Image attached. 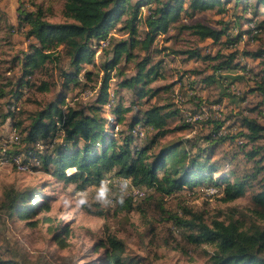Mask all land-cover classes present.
I'll return each mask as SVG.
<instances>
[{
	"label": "rangeland",
	"instance_id": "1",
	"mask_svg": "<svg viewBox=\"0 0 264 264\" xmlns=\"http://www.w3.org/2000/svg\"><path fill=\"white\" fill-rule=\"evenodd\" d=\"M223 1L225 13H219V9L215 8L198 13L195 19L187 20L185 24L199 20L205 25L223 30L227 23L236 21L237 27L231 33L237 35L247 29L246 25L250 29L251 23L248 24L245 20L256 18L258 23L264 20L262 8L254 16L250 12L237 10L234 0L231 3ZM254 3V0L249 2L253 9ZM64 5V0H0V91L6 93L0 99V264L4 261H13L14 264H106V248L101 244L106 243L109 236H115L124 242L126 264H211L215 250L211 245L190 244L187 241L188 232L174 230V220L171 217L181 215L184 208L203 213L209 223L234 216L245 221L247 227L258 225L264 229V220L254 213L253 189H248L237 200L225 202L223 192H219L213 184H202L161 197L148 188L136 194L139 189L131 182L121 204L117 201L121 194L122 177L110 173L105 179L109 181L111 189V206L104 207L96 202L95 196L100 185H93L85 190L88 193V205L78 209L73 203L70 208H65L63 200L77 193L75 184H66L51 172L40 168L38 158L25 160L29 155L25 154L22 146H15V151L22 153L20 157L5 161L4 151H12L13 145L19 143L15 123L24 122L20 129L31 123V114L43 109L62 90L65 81L60 76V69H68V61L62 59L58 66L48 63L44 69L37 71L30 84L38 85L46 81L53 85L51 91L43 93L35 86L24 88L23 98L14 108L17 111L19 107L21 111L17 112L15 119L5 120L9 109L8 101L22 74L24 56L31 52V47L35 44L27 36L28 26L22 25L20 18L24 13L38 11L40 7L47 20L61 23L65 21ZM121 27L118 24L111 34L124 40L128 38V34L117 30ZM139 35L141 39L144 38V26L139 27ZM106 44L103 43L102 47ZM263 45L264 30L257 39H245L243 36L235 50L238 49L240 53L238 64L245 66L248 72L238 70L219 74L214 73L213 67L227 59L226 55L234 50L226 45L225 37L221 42L214 43L211 39L201 41L189 29L180 33L172 30L159 36L152 49L154 61L163 59L164 63L160 77L150 85L153 89H160L159 95L150 103L168 106V111L178 110V115L169 122L168 134L159 139L160 144L180 139L189 141L188 149L193 155L203 153L202 160H207L210 166L222 168L220 173L213 176L214 180L220 179L227 170L234 169L245 174L251 173L256 167L253 161L248 162L246 158L247 152H252V145L239 135L242 131L239 118L242 114L247 115L264 125V98L258 92V87L264 83V66L250 56ZM192 51H199L202 56L209 55L210 58H190ZM134 54L142 59L146 52H139L137 48ZM99 55L98 52L95 57L97 65L101 64ZM217 55L220 56L216 58ZM134 66L135 63L130 62L128 75L135 72ZM83 67L86 71L98 73V68L92 64H84ZM214 75V82L205 81ZM83 83L85 86L68 91V102L75 107H85L96 98L97 82L85 80ZM115 84L112 81V91ZM123 97V105L130 107L134 101L133 94L127 92ZM24 99L29 100L24 102ZM148 107L146 105L145 108ZM135 112V109H131L126 117L129 118ZM110 118L115 122V129H120L121 124L115 121L116 118ZM217 124L221 128L216 134ZM12 133V140L9 141ZM143 134L141 132V136ZM147 135L151 138L156 132H149ZM210 135L217 139V143L208 142ZM50 142L51 140H40L32 146V155L51 154L60 139ZM54 143L56 145L53 146ZM16 158L20 160L15 161ZM24 161H28L26 163L30 165L29 169H23L21 164ZM260 166H264V162ZM69 170V175L75 172L74 169ZM27 190L38 192L35 213L32 211L27 220H22L17 213L9 216L7 210L2 208L6 196ZM130 198L133 199V210H122V206ZM45 204L49 205V209L44 207Z\"/></svg>",
	"mask_w": 264,
	"mask_h": 264
},
{
	"label": "trees",
	"instance_id": "2",
	"mask_svg": "<svg viewBox=\"0 0 264 264\" xmlns=\"http://www.w3.org/2000/svg\"><path fill=\"white\" fill-rule=\"evenodd\" d=\"M64 1V22L47 20L40 7L38 11L24 13L20 18L21 24L28 26L27 36L35 44L31 52L24 56L22 74L8 101L5 120L15 119L17 112L21 111L19 107L17 111L14 108L23 98L24 88L35 86L43 93L51 91L53 85L46 81L38 85L30 84L37 71L44 69L48 63L58 66L62 59L68 61V69H60V76L65 81L62 90L43 109L31 114V123L23 129H20L23 121L15 123L19 143L13 145L14 150L4 151V159L20 157L22 153L15 149L22 146L25 154L29 155L25 160L38 158L40 168L51 172L66 184H75L77 192L85 191L89 186H99L101 180L110 173L130 178L133 186L152 189L161 197L202 184H213L219 192H223V200L231 202L243 197L248 189H253L254 213L264 220V166H260L264 162V143H261L264 140V125L256 118L243 114L240 116L242 131L239 135L252 145V152H247L246 158L248 162L253 161L256 167L251 173L245 174L234 169L227 170L220 179L214 180L213 176L220 173L222 168L210 166L207 160H202L203 153L193 155L188 149L189 141L180 139L160 144L159 139L168 134L169 122L178 115V110L168 111V106L150 103L160 91L150 85L160 77L164 63L163 59L155 62L152 52L159 36L172 30L180 33L189 29L201 41L211 39L219 43L225 37L226 45L234 50L226 55L227 59L213 67L214 73L238 70L248 72L245 66L238 64L240 53L238 49L235 50L243 36L251 37L252 31L248 25L247 29L233 35L231 32L237 27L236 21L227 23L223 30H217L199 20L185 24L187 20L195 19L198 13L215 8L219 9V13H225L223 0ZM225 1L231 3L232 0ZM254 1L253 9L250 0H234L235 8L256 16L260 8L264 9V0ZM255 19L245 21L248 24L255 23L257 34L253 38L257 39L264 30V20L258 23ZM118 24L122 27L117 30L126 31L128 38L120 40L111 34ZM140 26L145 28L143 39L139 35ZM103 43L107 44L102 47ZM137 48L139 52H146L142 59L134 54ZM98 52L100 65L95 60ZM208 56H202L199 51H192L189 55L190 58L205 60L210 58ZM250 56L264 66V45ZM130 62L135 63V72L128 75ZM84 64H92L98 68V73L84 70ZM215 76L205 81L214 82ZM85 80L97 82L96 98L85 107H75L68 102V91L85 86ZM112 81L116 82L114 91ZM258 90L264 98V83ZM127 92L134 97L130 107L122 103ZM4 96L6 93L1 90L0 99ZM24 100L27 102L29 99ZM146 105L149 107L145 108ZM131 109L136 112L127 118L126 113L131 112ZM110 116L121 124L120 129H115V122ZM219 128L217 124L216 134ZM149 132H156V135L149 138ZM58 139L60 142L53 144L56 146L51 154L32 155V146L40 140H51L53 143ZM216 140L213 135L208 137V142L217 143ZM1 150L0 146V156ZM69 169L75 172L69 175ZM38 199V192L35 191L13 192L6 196L2 208L7 210L9 216L17 213L22 220H27L32 211L35 213ZM132 200H127L122 210L132 211ZM44 207L49 209V205L45 204ZM171 220H174L175 231L188 232L187 241L190 244H207L215 249L211 264H264V229L258 225L247 227L245 221L234 216L209 223L203 213L194 212L191 208H184L181 215L175 214ZM101 246L106 248V264H126L125 244L122 240L109 236ZM1 264L14 262L4 261Z\"/></svg>",
	"mask_w": 264,
	"mask_h": 264
},
{
	"label": "clouds",
	"instance_id": "3",
	"mask_svg": "<svg viewBox=\"0 0 264 264\" xmlns=\"http://www.w3.org/2000/svg\"><path fill=\"white\" fill-rule=\"evenodd\" d=\"M131 185V179L123 180L120 184V196L118 199V203H123L124 198L127 195V190ZM111 189L109 187V181L107 179H102L100 182V186L97 189V193L95 196V200L101 206L107 207L113 204V200L110 198ZM75 204L76 208L80 209L84 206L88 205V193L86 191L77 192L71 198H65L63 200V206L65 208H70L72 204Z\"/></svg>",
	"mask_w": 264,
	"mask_h": 264
},
{
	"label": "built area",
	"instance_id": "4",
	"mask_svg": "<svg viewBox=\"0 0 264 264\" xmlns=\"http://www.w3.org/2000/svg\"><path fill=\"white\" fill-rule=\"evenodd\" d=\"M254 34H255V23H254L253 26H252V35H251L250 38H253ZM12 137H13V133H12V136L10 137L9 141L12 140ZM3 149H5V148H3ZM5 150H6V149H5ZM5 161H7V160H5ZM123 180H125V179L122 177V178H121V181H123ZM131 182H132V181H131ZM138 189H139V190L136 192V194L139 193L141 190H146L145 188H142V187H138ZM134 196H135V195H134Z\"/></svg>",
	"mask_w": 264,
	"mask_h": 264
},
{
	"label": "bare ground",
	"instance_id": "5",
	"mask_svg": "<svg viewBox=\"0 0 264 264\" xmlns=\"http://www.w3.org/2000/svg\"><path fill=\"white\" fill-rule=\"evenodd\" d=\"M253 24H254V23H253ZM253 24H252V23L250 24V30H251V31H252V26H253ZM256 34H257V31L255 30V34H254V35H256ZM244 38L246 39V38H249V37L245 35ZM14 160H15V161H16V160H20V158H16V159H14ZM36 162H38V161H36ZM20 163H21V162H20ZM21 165H23V169H24V170H25V169H29V166H30L29 164H27V163H23V162H22ZM19 167H20V166H19ZM69 171H70V170H69ZM125 180H126V179H125Z\"/></svg>",
	"mask_w": 264,
	"mask_h": 264
}]
</instances>
